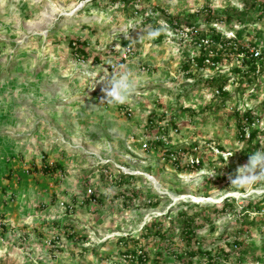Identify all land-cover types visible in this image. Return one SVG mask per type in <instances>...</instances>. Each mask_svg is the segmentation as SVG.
<instances>
[{
	"label": "rangeland",
	"instance_id": "374dc122",
	"mask_svg": "<svg viewBox=\"0 0 264 264\" xmlns=\"http://www.w3.org/2000/svg\"><path fill=\"white\" fill-rule=\"evenodd\" d=\"M212 32L259 43L264 0H0V264L140 247L147 264H264V179L231 183L264 148V63L198 67ZM121 65L135 90L107 103L90 84Z\"/></svg>",
	"mask_w": 264,
	"mask_h": 264
},
{
	"label": "trees",
	"instance_id": "16d2710c",
	"mask_svg": "<svg viewBox=\"0 0 264 264\" xmlns=\"http://www.w3.org/2000/svg\"><path fill=\"white\" fill-rule=\"evenodd\" d=\"M213 33V32H212ZM203 40V38H201ZM200 43V54L198 57L193 58V62H195V64L200 67L203 68L205 66V61L207 60L209 62V64H211L212 66H215L217 63H219L221 61V59L223 58V56L225 55H229L228 52H233L235 54H239V53H246L247 51L245 50V48L241 47V46H232L231 40H225L223 39L220 34H216L215 32L211 35L208 44L204 45L202 43ZM125 46L127 45V43L124 44ZM251 46H253V44H251ZM69 48H71V50L77 55H80L82 58H86L87 54L85 53V51L83 50V48H81V45L77 42H73L70 41L69 42ZM208 49H212L211 52H207L209 51ZM212 54V56H209L207 53ZM245 65H247L249 68L247 71L255 73L256 72V65H255V61L252 59H248L246 60L245 58H243L242 61ZM187 66L184 65L183 69H186ZM259 72V71H258ZM221 91V88H219ZM219 92V91H218ZM245 122L252 123L253 122V117L250 115V112H246L243 116L239 117L237 119V130H238V135L239 138L242 140H245V136L247 135L245 133V127L246 124ZM257 135L256 131H250L247 135V142H250L252 139L255 138V136ZM174 165L177 167V163L175 162ZM194 166V165H193ZM55 169H61L59 166H54V168L51 167H43L41 171H43L45 174H49L52 171H54ZM2 193H6V190H2ZM227 207H231L229 204H224L222 206L223 209L227 208ZM190 225H191V219H186L185 222L183 223L184 226V234L190 235L191 234V230H190ZM147 229V228H146ZM156 236H160V238H163L164 235L161 234L160 229L157 230L154 233ZM165 237V236H164ZM134 246H137L138 242L135 240H132ZM141 248V247H140ZM131 249V250H126L124 256H125V261H129L131 264H147V257H146V253L143 252L142 249ZM196 253L194 251H190L188 252V255L190 257H193Z\"/></svg>",
	"mask_w": 264,
	"mask_h": 264
},
{
	"label": "clouds",
	"instance_id": "9594fccd",
	"mask_svg": "<svg viewBox=\"0 0 264 264\" xmlns=\"http://www.w3.org/2000/svg\"><path fill=\"white\" fill-rule=\"evenodd\" d=\"M148 35H155V32L149 31ZM97 84L103 85L101 91L104 93L107 103L123 102L135 90V81L131 78L130 71L125 70L123 65L100 75L98 80L91 82L90 87L94 88ZM213 175L215 172L210 176ZM262 179H264V148L249 155L247 163L237 169V176L231 180V183L237 186H246Z\"/></svg>",
	"mask_w": 264,
	"mask_h": 264
},
{
	"label": "built area",
	"instance_id": "2783aa9c",
	"mask_svg": "<svg viewBox=\"0 0 264 264\" xmlns=\"http://www.w3.org/2000/svg\"><path fill=\"white\" fill-rule=\"evenodd\" d=\"M202 43L204 45L208 44V40H202ZM247 52L244 53V55H241V58H245L246 60L252 59L255 61L256 67L259 63H264V39L260 41L259 43H256L254 46L247 47ZM243 61V60H242ZM205 62H208L207 60ZM209 63V62H208ZM259 71V66L256 69V72ZM218 93V91H216ZM173 156V155H171ZM174 162H176V158H172ZM192 165L194 164V161L191 160ZM195 163H198V160L195 159Z\"/></svg>",
	"mask_w": 264,
	"mask_h": 264
}]
</instances>
